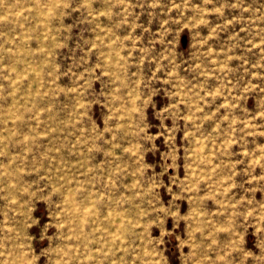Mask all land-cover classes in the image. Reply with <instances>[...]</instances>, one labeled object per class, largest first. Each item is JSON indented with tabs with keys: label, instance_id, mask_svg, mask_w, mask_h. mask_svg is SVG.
Returning <instances> with one entry per match:
<instances>
[{
	"label": "clouds",
	"instance_id": "obj_1",
	"mask_svg": "<svg viewBox=\"0 0 264 264\" xmlns=\"http://www.w3.org/2000/svg\"><path fill=\"white\" fill-rule=\"evenodd\" d=\"M28 3L0 23V264H264V0Z\"/></svg>",
	"mask_w": 264,
	"mask_h": 264
},
{
	"label": "rangeland",
	"instance_id": "obj_2",
	"mask_svg": "<svg viewBox=\"0 0 264 264\" xmlns=\"http://www.w3.org/2000/svg\"><path fill=\"white\" fill-rule=\"evenodd\" d=\"M11 3L15 7H12L7 12H0V23H4L6 18L9 22H18L27 10L26 6L30 8L28 0H11ZM33 216L37 220L44 216V208L41 206V202H37V206L33 209Z\"/></svg>",
	"mask_w": 264,
	"mask_h": 264
}]
</instances>
